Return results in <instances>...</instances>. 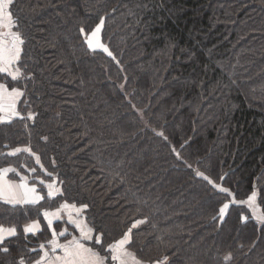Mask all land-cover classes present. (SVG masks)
<instances>
[{
    "label": "trees",
    "instance_id": "16d2710c",
    "mask_svg": "<svg viewBox=\"0 0 264 264\" xmlns=\"http://www.w3.org/2000/svg\"><path fill=\"white\" fill-rule=\"evenodd\" d=\"M14 11L40 113L32 144L46 164L55 157L97 225L118 234L146 216V259L163 249L175 264H213L231 247L234 264H264L260 225L236 212L213 220L218 199L194 176H222L241 193L264 184V0H16ZM101 15L119 66L78 39ZM26 131L19 121L0 126V143ZM0 217L23 219L8 206Z\"/></svg>",
    "mask_w": 264,
    "mask_h": 264
},
{
    "label": "snow or ice",
    "instance_id": "6c2138e0",
    "mask_svg": "<svg viewBox=\"0 0 264 264\" xmlns=\"http://www.w3.org/2000/svg\"><path fill=\"white\" fill-rule=\"evenodd\" d=\"M15 7L16 0H0V126L19 121L27 131L23 141L0 143V207L8 206L23 219L0 217V256L10 257L8 264H175L172 254L163 249L145 258L138 237L141 226L148 223L146 216L123 221L118 234L98 226L86 199L69 195L55 157H49L46 164V154L32 144L31 133L40 113L32 108L29 96L28 83L34 77L26 63L27 37ZM105 29L106 17L101 15L93 25H81L77 36L86 54L106 56L119 66L120 60L105 42ZM156 135L168 139L162 131ZM48 139L47 135L39 137L44 145ZM172 151L180 158L175 147ZM194 176L206 182L218 199L213 220L223 223L236 212L239 221H254L264 232V184L257 181L241 193L225 186L222 176L218 182L198 169ZM234 262L231 247L217 249L213 256V264Z\"/></svg>",
    "mask_w": 264,
    "mask_h": 264
}]
</instances>
